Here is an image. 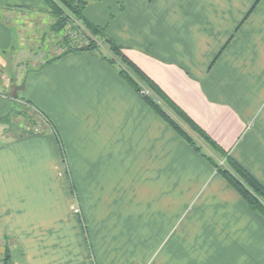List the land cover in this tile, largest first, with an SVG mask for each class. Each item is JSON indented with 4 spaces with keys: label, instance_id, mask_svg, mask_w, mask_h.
Instances as JSON below:
<instances>
[{
    "label": "crops",
    "instance_id": "0c3cea01",
    "mask_svg": "<svg viewBox=\"0 0 264 264\" xmlns=\"http://www.w3.org/2000/svg\"><path fill=\"white\" fill-rule=\"evenodd\" d=\"M87 1L85 18L264 188V0ZM38 14L51 20L43 0H0V263L264 264V217L115 66L91 52L44 65L23 47ZM23 103L40 129L10 134Z\"/></svg>",
    "mask_w": 264,
    "mask_h": 264
},
{
    "label": "trees",
    "instance_id": "16d2710c",
    "mask_svg": "<svg viewBox=\"0 0 264 264\" xmlns=\"http://www.w3.org/2000/svg\"><path fill=\"white\" fill-rule=\"evenodd\" d=\"M43 2L53 18L49 30L55 34H63L62 45L64 48L61 53L47 59L43 63L44 65L69 53L91 52L115 66L119 76L141 96L151 109L213 166L217 174L237 191L249 208L264 217V188L250 174L246 173L227 151L220 149L203 130L174 105L160 88L126 56L123 47L106 35L104 28L94 25L85 18L83 9L87 0H43ZM68 26H72L73 30L68 29ZM72 31H74V37ZM43 117L46 119L44 115ZM195 136L208 146L211 156L202 151L201 146L192 138ZM212 156H216L219 160L215 161ZM2 263L9 264L8 254H5Z\"/></svg>",
    "mask_w": 264,
    "mask_h": 264
},
{
    "label": "rangeland",
    "instance_id": "374dc122",
    "mask_svg": "<svg viewBox=\"0 0 264 264\" xmlns=\"http://www.w3.org/2000/svg\"><path fill=\"white\" fill-rule=\"evenodd\" d=\"M31 20V24H25L24 28L22 29L23 47L31 45L33 49H37L39 57L42 56L41 58L43 59H50L52 56L61 53L64 49L62 45L63 34H55L49 30V25L52 23L53 18L51 17V20H49L48 17L38 14L35 19L31 17ZM68 29L73 30L72 26H68ZM73 32L74 31H72V33ZM74 36L75 34L73 33V37ZM37 120V117L34 115V113H32L31 109L27 108V105L24 103L18 106L14 113L6 115L3 118V121L8 124V128L6 127L5 129L8 130L10 134L16 133L17 130L20 131L24 129V131H39L40 128L37 127H40L41 125L37 122ZM187 132L190 133L189 130H187ZM192 138L198 145L201 146L204 153L210 156L212 155L208 146L200 138L197 136ZM214 160L218 161L219 159L215 156ZM221 161H219L220 164H222Z\"/></svg>",
    "mask_w": 264,
    "mask_h": 264
},
{
    "label": "built area",
    "instance_id": "2783aa9c",
    "mask_svg": "<svg viewBox=\"0 0 264 264\" xmlns=\"http://www.w3.org/2000/svg\"><path fill=\"white\" fill-rule=\"evenodd\" d=\"M1 264V263H0Z\"/></svg>",
    "mask_w": 264,
    "mask_h": 264
}]
</instances>
